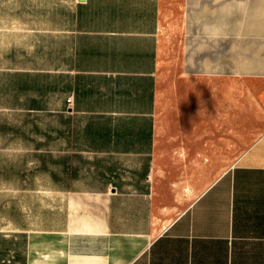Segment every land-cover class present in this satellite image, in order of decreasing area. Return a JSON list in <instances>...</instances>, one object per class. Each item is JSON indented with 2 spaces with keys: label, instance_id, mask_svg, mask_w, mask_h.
I'll use <instances>...</instances> for the list:
<instances>
[{
  "label": "crops",
  "instance_id": "obj_1",
  "mask_svg": "<svg viewBox=\"0 0 264 264\" xmlns=\"http://www.w3.org/2000/svg\"><path fill=\"white\" fill-rule=\"evenodd\" d=\"M202 2L204 61L261 93L264 0ZM160 18L0 0V264H264V130L213 172L156 152Z\"/></svg>",
  "mask_w": 264,
  "mask_h": 264
},
{
  "label": "rangeland",
  "instance_id": "obj_2",
  "mask_svg": "<svg viewBox=\"0 0 264 264\" xmlns=\"http://www.w3.org/2000/svg\"><path fill=\"white\" fill-rule=\"evenodd\" d=\"M159 3L156 152L206 150L211 171L219 170L263 132L264 82L252 94L251 82L220 75L217 63L204 61L202 0Z\"/></svg>",
  "mask_w": 264,
  "mask_h": 264
}]
</instances>
